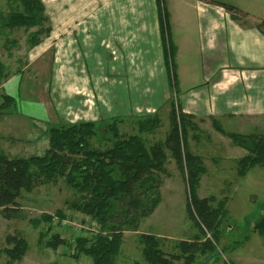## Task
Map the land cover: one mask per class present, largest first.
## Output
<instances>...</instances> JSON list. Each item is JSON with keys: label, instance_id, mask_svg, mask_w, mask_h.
Returning <instances> with one entry per match:
<instances>
[{"label": "trees", "instance_id": "16d2710c", "mask_svg": "<svg viewBox=\"0 0 264 264\" xmlns=\"http://www.w3.org/2000/svg\"><path fill=\"white\" fill-rule=\"evenodd\" d=\"M8 1L9 11L0 12V32L25 29L29 52L49 36L52 29L45 3L43 0ZM208 1L222 5L233 19L264 33V20L249 23L244 19L246 13L237 5L219 0ZM158 2L167 69L175 86L177 80L164 2ZM8 37H5L8 49L18 44L15 38ZM23 65L11 71L0 60V83L21 73ZM16 102L13 96L1 94L0 111L11 109ZM170 104V128L164 139L152 141L149 137L162 125V117L157 113L135 117V127L129 133L122 131L121 125L126 120L119 116L103 117L97 121L48 123L45 129L48 142L42 153L23 156L0 150V214L10 218L18 212V198L23 189H32L37 181L57 183L61 178L74 193L73 198L67 201L68 208L91 217V222L98 225L101 233L78 236L73 243L53 229L54 215L61 219L68 217V210L63 209L56 210L54 214L42 212L34 219V225L44 224V235H50L46 246L58 250L65 245L68 250L63 253L77 261L87 256L94 264H116L123 252L126 231L139 235L145 264H175L176 261L198 264L204 259H211L215 253H223L219 239L224 237L230 218L228 197L219 198L214 194L202 197L198 194L207 166L203 157L192 150L188 138L191 136L194 139L200 126L183 112L178 97L177 100L172 97ZM228 134L246 150L236 163V177L246 175L254 167H264V132L230 131ZM173 159L187 182L189 201L186 211L198 231L190 230L187 239L179 240L173 248L166 249L163 237L141 232L140 224L161 202L162 174L168 173L167 163ZM253 227L264 236V212ZM7 240L11 246L6 247L4 252L8 257L7 263L12 264L23 258L28 241L18 233L8 235ZM242 242L244 240L228 246L236 247ZM133 264L142 263L135 261Z\"/></svg>", "mask_w": 264, "mask_h": 264}, {"label": "crops", "instance_id": "0c3cea01", "mask_svg": "<svg viewBox=\"0 0 264 264\" xmlns=\"http://www.w3.org/2000/svg\"><path fill=\"white\" fill-rule=\"evenodd\" d=\"M43 1L51 32L30 49L29 54L37 50V57L30 60L29 56L21 73L0 84V93L17 101L24 70L45 51L55 50L56 56L57 50H80V54L73 53L81 65L74 68L76 73L69 72V84L78 88L74 96L90 95L88 100L98 106L86 120L99 119L101 114L126 121L131 116L160 114L172 97H178L194 123L207 118L216 124L221 119L232 123L264 118V33L233 19L222 5L208 0H162L173 50L174 86L167 69L158 0H65L58 2L62 11L55 15ZM241 3L235 5L246 13L244 19L249 23L264 20V0ZM199 55L203 66L198 73ZM83 87L87 92L80 91ZM13 114L10 109L0 111V118ZM260 119L249 131L262 129ZM238 132L246 133V129Z\"/></svg>", "mask_w": 264, "mask_h": 264}, {"label": "rangeland", "instance_id": "374dc122", "mask_svg": "<svg viewBox=\"0 0 264 264\" xmlns=\"http://www.w3.org/2000/svg\"><path fill=\"white\" fill-rule=\"evenodd\" d=\"M45 1L50 4L51 14L55 15L62 11L58 2L65 0ZM236 1L242 5L243 0H230V3L235 4ZM9 9V1L0 0V12H7ZM6 36L15 38L18 44L8 49ZM27 36L28 32L23 28L14 31L5 29L0 32V60L9 66L11 71L25 65L29 56L30 60L37 57V50L30 54L27 50ZM75 51L79 53L80 50H57L55 56V50H47L41 55V59H36L38 61L24 70L23 84L17 102L10 109L14 116L0 118V135L3 136L0 138V150L10 155L23 156L42 153L48 142L45 135L48 122L57 123L61 119L67 122L86 120L92 116V110H98L97 104L88 100L90 95L89 97L85 94V96H74L73 93H76L78 88L69 84V72L76 73L74 68L81 65L80 60L73 57ZM198 58L196 64L199 73L203 64L202 56L199 55ZM80 91L84 92L86 89L83 87ZM1 94L3 93H0V98ZM170 106V102L163 106L164 109L160 112L162 125L149 136L152 141L166 137L170 128ZM103 117L101 114L99 119H93L95 116L92 119L97 121ZM134 118L131 116L121 125L123 132L129 133L134 129L133 125L136 122ZM256 119H236L232 123L230 119H221L219 122L224 130H219L217 127L219 122L216 124V120L211 118L198 120L202 132L197 131L198 135L194 139L191 136L188 138L192 150L203 157L207 166L198 194L202 197L212 194L219 198L228 197L227 207L230 218L224 237L219 239V247L224 252L212 255L210 261L213 262L207 264H215V262L238 264L241 258L242 264H264V236L253 227L264 212V167H254L246 175L236 177V163L246 154V150L235 143L228 134L230 131L240 129H246L248 132L250 128H254L253 126H258L259 120ZM260 120L264 124V118ZM10 124L13 126L10 127ZM256 130L264 132V125L262 129L259 126ZM239 147L242 150H237ZM167 168L168 173L162 174L164 182L161 186V202L153 214L142 220L140 231L165 237L163 246L171 249L179 240L187 239L190 230L198 231V229L193 227V221L186 211L189 190L183 174L174 159L167 163ZM73 195V190L61 178L57 183L37 181L32 189H23L22 195L18 198L20 207L18 212L10 218L0 214V264H8V257L4 252V249L10 245L7 236L17 233L26 238L28 249L21 260L13 261L12 264H94L90 257L82 256L77 261L74 257L64 254V250H68L65 245L58 247V250L46 246L50 235L48 237L44 235V224L38 227L34 225V219L42 212L54 214L56 210L63 209L68 210L67 215L71 218L69 220L71 223L59 229V232L67 238L76 240L78 236H82L78 232L84 231L83 227L86 224L83 223L98 226L95 222H91V217L88 215L68 208L67 201L72 199ZM53 217L55 221H52V224L57 221L56 215ZM53 229L58 231L55 224ZM124 235L123 252L116 264H133L135 261L145 264L139 235L132 231H126ZM246 239L248 241H245ZM241 240L244 242L236 247L228 246ZM181 262L176 261L175 264Z\"/></svg>", "mask_w": 264, "mask_h": 264}, {"label": "built area", "instance_id": "2783aa9c", "mask_svg": "<svg viewBox=\"0 0 264 264\" xmlns=\"http://www.w3.org/2000/svg\"><path fill=\"white\" fill-rule=\"evenodd\" d=\"M53 219H54L53 221H55V217H53ZM70 219L71 218L69 216L66 217V218H63V219L57 217V221L54 222V224L57 227L58 231H59V229L65 228L67 225H69L71 223L69 221ZM83 224H86L88 226L84 225V227H83L84 231L78 232V233H80V235H82V236H93V235H96L98 233H101V231L99 230L98 226H95V225L91 226L88 223H83ZM71 241L73 243H75V240L71 239Z\"/></svg>", "mask_w": 264, "mask_h": 264}]
</instances>
